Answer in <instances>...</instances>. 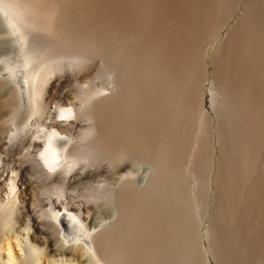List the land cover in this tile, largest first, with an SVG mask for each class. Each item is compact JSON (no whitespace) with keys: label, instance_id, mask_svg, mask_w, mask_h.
Segmentation results:
<instances>
[{"label":"bare ground","instance_id":"bare-ground-1","mask_svg":"<svg viewBox=\"0 0 264 264\" xmlns=\"http://www.w3.org/2000/svg\"><path fill=\"white\" fill-rule=\"evenodd\" d=\"M214 1L0 0V264L155 263L156 126L182 118L189 30Z\"/></svg>","mask_w":264,"mask_h":264},{"label":"rangeland","instance_id":"rangeland-1","mask_svg":"<svg viewBox=\"0 0 264 264\" xmlns=\"http://www.w3.org/2000/svg\"><path fill=\"white\" fill-rule=\"evenodd\" d=\"M218 3L189 30L181 120L160 113L166 123L156 126L170 154L152 217L153 264H264V7ZM105 75L94 59L83 82L100 86ZM83 82L68 88L76 95Z\"/></svg>","mask_w":264,"mask_h":264}]
</instances>
